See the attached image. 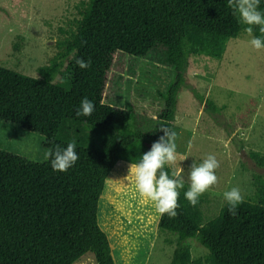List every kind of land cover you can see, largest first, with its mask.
<instances>
[{"label":"trees","instance_id":"trees-1","mask_svg":"<svg viewBox=\"0 0 264 264\" xmlns=\"http://www.w3.org/2000/svg\"><path fill=\"white\" fill-rule=\"evenodd\" d=\"M259 10L264 12V0ZM246 27L227 0H89L75 31L59 40L57 53L38 68L39 78L0 66V120L40 133L47 153L55 144L66 148L75 141L79 156L67 171H54L47 156L31 161L0 150V264H74L86 253L96 264H116L97 219L107 176L120 160L138 163L163 135L162 122L174 131L189 57L220 58L226 42ZM253 35L261 36L258 28ZM153 51L161 53L173 79L152 125L142 129L130 107L103 102V93L117 54L146 58ZM74 57L90 59L91 66L81 69ZM85 97L95 110L77 117ZM250 156L264 167V155ZM166 171L171 176L175 170L166 166ZM254 179V198L245 199L236 216L226 202L206 221L202 198L191 206L185 184L178 215L158 220L161 231L176 236L169 264H264V177ZM190 238L206 248L203 259H193Z\"/></svg>","mask_w":264,"mask_h":264},{"label":"rangeland","instance_id":"rangeland-1","mask_svg":"<svg viewBox=\"0 0 264 264\" xmlns=\"http://www.w3.org/2000/svg\"><path fill=\"white\" fill-rule=\"evenodd\" d=\"M89 0H0V66L39 78L38 68L59 50V40L75 31ZM244 30L226 42L220 58L192 55L185 85L177 95L174 131L177 160L185 184L191 165L209 155L219 161V182L204 193L203 221L214 218L226 203L223 193L238 187L245 199L254 198L255 176L264 167L251 152L264 155V49L256 50ZM161 53L146 58L123 53L114 58L106 76L103 102L134 111V124L148 129L163 103L162 93L173 71L160 62ZM211 105H207L206 101ZM89 132V131H88ZM96 137V136H95ZM43 136L0 120V150L31 161L46 159ZM97 143V140L95 141ZM97 146V145H96ZM130 163L120 160L107 176L97 207L100 227L116 264H169L176 236L158 227L154 205L127 180ZM193 259L207 250L196 238L186 241ZM74 264H96L86 253Z\"/></svg>","mask_w":264,"mask_h":264},{"label":"clouds","instance_id":"clouds-1","mask_svg":"<svg viewBox=\"0 0 264 264\" xmlns=\"http://www.w3.org/2000/svg\"><path fill=\"white\" fill-rule=\"evenodd\" d=\"M261 0H227V5L239 21L246 25L245 31L251 37L250 44L256 50L264 49V12L259 10ZM254 28H258L261 36L253 35ZM75 63L86 69L91 66V60L85 61L81 57H74ZM95 110L94 103L87 97L80 102V107L76 109L77 117H88ZM159 129L163 135L152 143L150 150L142 155L138 163H131L128 170L127 180L134 181L140 196L151 202L158 214H167L169 219H174L177 215L180 190L185 187V180L182 175L183 168L172 172L171 176L166 171V166H171L177 160L175 131L170 130L165 123H161ZM46 156L50 159L51 167L54 171H67L78 161L79 156L76 151L75 141L68 143L66 148L60 144H55L53 150H49ZM220 166L214 155L209 154L198 166L193 163L188 176L189 187L184 192V196L189 204L195 207L199 198L210 191L218 184L219 179L216 169ZM227 202L229 213L233 216L238 214V206L245 202L244 195L238 187H233L223 193Z\"/></svg>","mask_w":264,"mask_h":264},{"label":"crops","instance_id":"crops-1","mask_svg":"<svg viewBox=\"0 0 264 264\" xmlns=\"http://www.w3.org/2000/svg\"><path fill=\"white\" fill-rule=\"evenodd\" d=\"M102 230L106 233V235H107V237H108V236H109L108 233H107L104 229H102Z\"/></svg>","mask_w":264,"mask_h":264}]
</instances>
